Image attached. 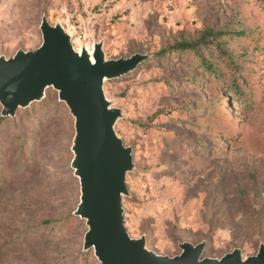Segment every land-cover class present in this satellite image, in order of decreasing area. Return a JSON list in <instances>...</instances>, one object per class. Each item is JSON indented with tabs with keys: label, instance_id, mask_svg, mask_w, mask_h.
Segmentation results:
<instances>
[{
	"label": "rangeland",
	"instance_id": "374dc122",
	"mask_svg": "<svg viewBox=\"0 0 264 264\" xmlns=\"http://www.w3.org/2000/svg\"><path fill=\"white\" fill-rule=\"evenodd\" d=\"M44 18L92 62L98 46L107 61L152 56L104 84L122 112L116 132L133 149L122 201L130 237L165 257L180 255L183 243H206L202 258L236 249L244 260L256 256L264 242V0H0V58L37 50ZM207 31L229 34L214 44L234 65L217 46L203 54L219 73L191 53L157 57ZM44 101L46 112L34 105L0 117V264H100L93 249L83 251L88 227L75 215L74 118L56 107L55 89Z\"/></svg>",
	"mask_w": 264,
	"mask_h": 264
},
{
	"label": "water",
	"instance_id": "95a60500",
	"mask_svg": "<svg viewBox=\"0 0 264 264\" xmlns=\"http://www.w3.org/2000/svg\"><path fill=\"white\" fill-rule=\"evenodd\" d=\"M41 31L37 50L0 58V103L3 116L15 117L19 108L41 101L53 88L69 107L76 120L72 168L81 187L75 215L87 222L85 250L93 249L100 264H264V244L246 260L239 249L220 259L202 258L206 243H183L180 255L165 257L149 251L146 239L130 237L122 201L129 194L127 175L135 168L133 149L116 134L122 112L111 107L104 84L134 71L147 56L107 61L98 46L92 62L88 53L74 51L72 37L60 25L44 18Z\"/></svg>",
	"mask_w": 264,
	"mask_h": 264
},
{
	"label": "trees",
	"instance_id": "16d2710c",
	"mask_svg": "<svg viewBox=\"0 0 264 264\" xmlns=\"http://www.w3.org/2000/svg\"><path fill=\"white\" fill-rule=\"evenodd\" d=\"M227 35H229L227 32H216L215 33L213 31H207L200 38H198V39H196L194 41H182V42H179V43L174 44L172 47H169L167 49L162 50L161 52H159L157 54V57L158 58H161L163 60V59H165V57L169 53H175L176 55H181V54H184V53H191V54H193L195 57H197L200 60V64L202 65V67L206 71H208L210 73H219L218 70H217L216 64L210 63L207 60L206 56L203 54V50L209 52L211 50V47L212 46H215V47L217 46L219 48L218 52L220 54V57H222L228 63H231L232 65H234L233 62H232V59H231L230 55L227 52H225L222 49L221 46H218V45H215L214 44L215 41H217V40H219V39H221V38H223V37H225ZM240 35H243V34H240ZM141 55H144V54H141ZM144 56H147L146 61L143 62L142 64H140L134 71H132L130 73H133V72L137 71L142 65H144L147 62H149L151 60V58H152L151 55H144ZM129 74H127V75H129ZM127 75H125V76H127ZM123 77L124 76H122L120 78H116V79H108V80H106V82L113 81V80H117V79H121ZM235 89H236L237 92L242 93L241 86H235ZM45 98H46V91H45L44 98L41 101L33 102L28 107H21V108H19V110L17 111V114H16L15 117H12V116L5 117V116H3V105L0 103V105L2 107V111H1V115H0L1 122L3 123V122H8V121H11V120L16 119L18 117V114H19L20 110H24L23 111L24 113H28L29 111H31V108H34L33 107L34 105L36 107L39 106L41 112H46L49 108L46 107L47 105H46V103L44 101ZM62 105H64L65 107H67V109L70 112V109H69V107L67 106V104L65 102H61L60 101V104H57L56 107L62 108ZM28 109H29V111H28ZM40 114H41L40 112L37 113L36 118H38V116L40 118L41 117ZM70 115L73 117V115L71 114V112H70ZM74 121H75V124H76L75 118H74ZM115 131H116V128H115ZM75 133H76V129H75ZM116 134H117V132H116ZM73 146H74V143H73ZM74 172H75V170H74ZM76 217L79 218V219H81L78 216H76ZM82 221H85V223H87L86 220H82ZM58 222H59L58 220H46V221L43 222V225L44 226H50V225H55ZM87 232H88V230H87ZM84 244H85V237H84ZM84 244H83V251L84 252H89L90 250H85ZM262 244H264V242L261 243V245Z\"/></svg>",
	"mask_w": 264,
	"mask_h": 264
}]
</instances>
